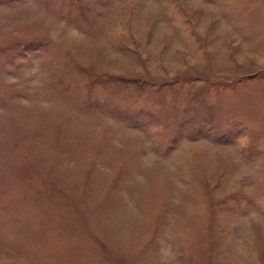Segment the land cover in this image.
Listing matches in <instances>:
<instances>
[{
    "label": "rangeland",
    "instance_id": "rangeland-1",
    "mask_svg": "<svg viewBox=\"0 0 264 264\" xmlns=\"http://www.w3.org/2000/svg\"><path fill=\"white\" fill-rule=\"evenodd\" d=\"M0 264H264V0H0Z\"/></svg>",
    "mask_w": 264,
    "mask_h": 264
}]
</instances>
